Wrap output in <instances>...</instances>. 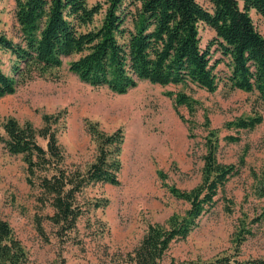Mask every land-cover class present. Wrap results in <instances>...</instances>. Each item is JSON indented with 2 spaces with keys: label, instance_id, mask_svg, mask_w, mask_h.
I'll return each mask as SVG.
<instances>
[{
  "label": "rangeland",
  "instance_id": "obj_1",
  "mask_svg": "<svg viewBox=\"0 0 264 264\" xmlns=\"http://www.w3.org/2000/svg\"><path fill=\"white\" fill-rule=\"evenodd\" d=\"M196 1L210 11L208 0ZM104 2L87 1L90 7L103 6L93 26L101 23ZM250 16L264 38V21L254 11ZM0 35L19 41L14 0H0ZM199 35L202 48L215 37L204 24ZM210 54L211 62L220 58L215 46ZM71 59H63L56 69L29 68L17 75L14 58L0 50L3 72L17 79L15 93L0 99V134L4 135L2 125L9 118L40 128L44 115L63 113L58 143L66 165L84 170L96 156L86 123L97 124L107 134L122 129L119 185L96 184L83 190L77 201L89 210L71 232L63 233L46 219L53 210L42 207L38 191L27 185L22 156L9 155L0 144V218L25 249L28 264H130L128 254L149 225L185 216L188 203L176 199L170 189L189 192L201 183L211 131L217 138L216 161L224 165L242 161L243 167L219 191L214 206L198 218L197 227L185 239L170 243L161 264L206 261L221 253L234 254L236 248L239 260L264 258V105L256 93L225 85L226 59L214 71L218 82L214 92L192 84L162 87L141 82L122 95L80 82L69 72ZM180 95L191 101L193 111L176 104ZM253 117L261 120L254 129L232 125ZM38 143L45 145L40 139ZM95 201L105 206L94 210ZM239 237L244 240L237 246Z\"/></svg>",
  "mask_w": 264,
  "mask_h": 264
},
{
  "label": "trees",
  "instance_id": "obj_2",
  "mask_svg": "<svg viewBox=\"0 0 264 264\" xmlns=\"http://www.w3.org/2000/svg\"><path fill=\"white\" fill-rule=\"evenodd\" d=\"M87 1L14 0L19 41L0 35V50L10 53L16 62L14 73L21 75L29 68L56 69L63 59L72 58L68 69L80 82L118 95L141 82L162 87L192 84L214 92L218 85L214 71L226 59L225 85L256 93L264 105V38L250 16L254 11L264 21V0H208L210 11L196 0H105L99 26L93 22L103 6L90 7ZM200 24L215 33L206 48L201 46ZM212 46L220 55L214 62ZM16 87L17 79L5 74L0 63V99L13 95ZM176 104L193 111L184 95L176 98ZM260 121L259 117L238 119L232 125L249 130ZM63 124L60 112L44 115L40 128L9 118L2 125L0 144L9 155L22 156L27 185L38 191L42 207L53 210L46 219L69 233L89 210L77 201L83 190L96 184L119 185L124 133L117 129L107 134L87 122L86 131L96 145L95 159L84 170L69 169L58 143ZM205 150L201 183L189 192L170 189L176 199L188 203L185 216L173 215L165 225H149L139 245L128 254L130 264H161L170 243L185 239L197 227L198 218L214 206L219 191L243 167L242 161L238 165L216 161L217 138L212 131ZM261 193L264 197V186ZM104 206L95 201L91 208ZM37 230L42 232L39 224ZM237 239L239 246L244 238ZM28 263L25 249L8 222L0 218V264ZM170 264H264V258L239 260L236 248L234 254L221 253L206 261Z\"/></svg>",
  "mask_w": 264,
  "mask_h": 264
}]
</instances>
